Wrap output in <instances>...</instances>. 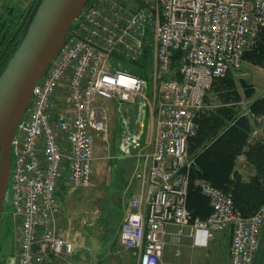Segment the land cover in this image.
Instances as JSON below:
<instances>
[{"label":"built area","instance_id":"obj_1","mask_svg":"<svg viewBox=\"0 0 264 264\" xmlns=\"http://www.w3.org/2000/svg\"><path fill=\"white\" fill-rule=\"evenodd\" d=\"M264 30V0H91L65 45L35 86L13 149L11 200L19 220L15 264H45L77 246L57 232L58 185L92 184L95 141H109L108 113L99 98L143 102L155 122L153 149L136 175L141 191L129 200L119 240L137 264H159L168 225L207 246L214 232L231 230L230 264H253L264 227V205L246 217L233 193L196 182L212 212L194 218L188 208L189 143L213 83H236L243 60ZM147 55L150 75L131 65ZM128 68V69H126ZM239 88V85H238ZM241 93V92H240ZM241 117L264 137V108L240 97Z\"/></svg>","mask_w":264,"mask_h":264},{"label":"rangeland","instance_id":"obj_2","mask_svg":"<svg viewBox=\"0 0 264 264\" xmlns=\"http://www.w3.org/2000/svg\"><path fill=\"white\" fill-rule=\"evenodd\" d=\"M33 2L34 0H0L1 21L12 23L13 32L23 18L27 16ZM151 66V61H149L147 66L141 59L140 62L131 65L130 69L137 72L147 71L149 76ZM242 66V70L247 71L249 75L240 76V83L233 81L235 89L239 94V98L242 95L251 103L256 104L264 95V58L259 63L245 59ZM243 82H245L246 86H244ZM238 85L239 88H237ZM245 87L253 89L250 95L246 94ZM240 89L242 94L239 92ZM208 94L211 96V100H219L218 102L222 103V98L215 99V97H212L211 92ZM99 104L106 107L109 112L111 139L107 143H102L100 139H97L103 145L108 144L109 146L111 144L112 148L109 147L107 149L104 146L102 154H107V156L95 161L90 187L78 188L73 185L70 186V195L73 199L71 210L65 213L67 226L69 231L74 226L72 232L77 240L73 238L72 242L77 245V249L84 251L82 247L89 248V251L85 254L87 256L85 259L87 264H137L136 258H133L128 250H125L118 242L119 228L127 211L128 200L134 195L133 190L125 189L131 177V172L128 169L114 170L112 166L111 168L108 167L110 162L116 158V161L120 164L128 161L125 159L128 156L122 155L124 153L120 150L121 139L124 137L125 132L130 131L134 135V129L138 126L140 128L138 131H141L142 135L147 134L149 136V113L143 102L131 105L99 98ZM122 156L125 158H122ZM13 161L12 159V164ZM134 180H136V186L138 180ZM137 187L139 188V186ZM11 197L9 186L5 197L4 211L0 215V257L6 263L9 259L11 260L13 255L17 254L16 239L19 234V220L15 216ZM68 215L72 217L73 221L69 219ZM169 257L171 260H175L172 250H170ZM129 258L134 261L130 262Z\"/></svg>","mask_w":264,"mask_h":264},{"label":"trees","instance_id":"obj_3","mask_svg":"<svg viewBox=\"0 0 264 264\" xmlns=\"http://www.w3.org/2000/svg\"><path fill=\"white\" fill-rule=\"evenodd\" d=\"M36 1L34 0L27 16L13 32L12 23L7 21V24L0 18V75L21 42ZM263 58L264 30L257 46L244 56V60L259 63ZM142 60L149 65L147 55ZM139 74L147 76V71ZM243 84L246 86L245 82ZM252 91L253 89L245 87L247 95ZM209 92L215 99L222 98V103L211 100ZM209 92L206 95L208 106L197 117V122L200 123L198 134L189 143V153L194 158V164L190 169L188 208L194 218L206 220L210 216V204L195 184L199 179H208L215 186L231 191L234 202L243 215L252 216L264 203V141L258 139L250 142L251 127L248 120L240 116V109L236 104L239 94L230 75L216 80ZM263 108L264 98L256 102L254 110L261 112ZM242 154L254 165L255 173L250 175L247 182H235L232 174L236 160Z\"/></svg>","mask_w":264,"mask_h":264},{"label":"water","instance_id":"obj_4","mask_svg":"<svg viewBox=\"0 0 264 264\" xmlns=\"http://www.w3.org/2000/svg\"><path fill=\"white\" fill-rule=\"evenodd\" d=\"M89 1L37 0L21 42L0 75V215L11 183L14 144L29 111L34 88L66 43ZM243 179L242 171L236 169L233 180Z\"/></svg>","mask_w":264,"mask_h":264},{"label":"crops","instance_id":"obj_5","mask_svg":"<svg viewBox=\"0 0 264 264\" xmlns=\"http://www.w3.org/2000/svg\"><path fill=\"white\" fill-rule=\"evenodd\" d=\"M149 118H150L149 136H147V134L142 135L141 131H138L140 130L138 126H136L134 129V135L130 131L125 132L124 137H122L121 139L120 150L122 153H124L122 155H125V156L131 155V156L126 157L125 159L128 161L124 162L123 164L118 163L116 161L117 160L116 158L115 160L110 162L109 164L110 166L108 167V168H111L112 166V169L114 170L128 169L131 172V177L129 178L125 189L133 190L134 195L138 194L142 189L141 182L138 180L136 175L141 171L143 164H144L142 158H137L134 155L139 151L153 149V141H154V136H155L154 134L155 133V122L150 116ZM198 125L200 126V123ZM98 139L100 138L98 137ZM98 139H96L95 146H94V153H95V157L97 158L95 161L101 160L107 156V154H102L104 146H106L107 149H109V147L112 148L111 144L109 146L108 144L103 145L102 143L104 141L100 139L102 142L101 143L100 141H98ZM258 139L264 141V137H258V138L251 137L250 142L254 140H258ZM114 157H117V156H114ZM236 169L241 170L244 175V179L241 182H247L249 180L250 175H253L255 173L254 165L248 162L247 157L244 154L240 155L237 158L235 170ZM232 178H233V174H232ZM134 179L138 180V184L136 186H135L136 180ZM205 180L211 182L208 179H205ZM133 185H134V189H133ZM70 186L71 185L69 181L67 180V177L64 176L63 178H61L60 183L58 185V195L60 197L61 204H60V211H59L57 221H56V226H57V232L62 238L69 240V241H73V238L77 240V238L73 236L74 233L72 232L74 226L72 227L71 231L68 230L67 218L65 216V213L71 210V202L73 199L70 195ZM137 186H139V188ZM263 205L264 203L260 207H262ZM128 208L129 207H127V210ZM69 219L73 221L72 217L70 216H69ZM178 231H179V227H177L176 225H168L166 227L165 247H164L162 258L160 260L161 263L159 262V264H230V246H231V240H232L230 229L214 232V235L210 239L207 246L196 245L194 243V239L189 235V232H190L189 228L184 229V235L182 236H177ZM118 242H119V234H118ZM82 250L84 251L77 250L72 254H64L61 257L51 256L46 261L45 264H87L85 262V259L87 258L85 254H87V252L89 251V248L82 247ZM125 250H128V249L125 248ZM170 250L174 252L175 260H171V258L169 257ZM128 252L134 258L133 253L130 250H128ZM13 257L14 255L12 256V258ZM131 258H129L128 260H130V262H133L134 260H132ZM253 264H264V227L262 228L261 233H260L259 248L255 255Z\"/></svg>","mask_w":264,"mask_h":264},{"label":"flooded vegetation","instance_id":"obj_6","mask_svg":"<svg viewBox=\"0 0 264 264\" xmlns=\"http://www.w3.org/2000/svg\"><path fill=\"white\" fill-rule=\"evenodd\" d=\"M10 259L7 261V263H6V261L4 260H2V258L0 257V264H9L10 263Z\"/></svg>","mask_w":264,"mask_h":264}]
</instances>
